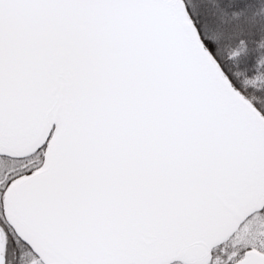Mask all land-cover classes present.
Listing matches in <instances>:
<instances>
[{"label": "snow or ice", "instance_id": "snow-or-ice-1", "mask_svg": "<svg viewBox=\"0 0 264 264\" xmlns=\"http://www.w3.org/2000/svg\"><path fill=\"white\" fill-rule=\"evenodd\" d=\"M0 264H264V0H0Z\"/></svg>", "mask_w": 264, "mask_h": 264}]
</instances>
